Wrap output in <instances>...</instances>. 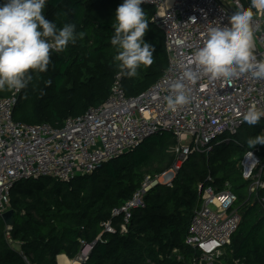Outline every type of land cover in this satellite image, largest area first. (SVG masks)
Here are the masks:
<instances>
[{
	"label": "trees",
	"instance_id": "trees-1",
	"mask_svg": "<svg viewBox=\"0 0 264 264\" xmlns=\"http://www.w3.org/2000/svg\"><path fill=\"white\" fill-rule=\"evenodd\" d=\"M243 1L248 5V0ZM122 2L47 0L43 13L46 19L58 27L74 24L76 43H69L62 52L51 51L47 70L32 73V81L21 90L16 120L61 126L68 117L106 101L120 72L110 40L115 11ZM141 7L148 21L144 40L155 51L150 66L141 65L135 77L123 75L129 96L151 87L168 65L164 33L152 21L155 8L147 4ZM81 32L82 39L78 35ZM13 91L0 90V98L11 96ZM243 130L246 133L242 134ZM260 134H264V120L254 126L244 125L229 143L216 144L209 154H192L179 170L173 187L157 185L148 192L147 207L134 212L126 234L106 233L102 223L112 217L114 207L132 196L147 175L161 173L174 164L175 154L170 149L177 139L158 144L150 158L138 153L134 157L132 154L147 140L159 134L152 135L137 149L122 155L131 157L125 164L112 166L118 157L70 181L47 176L21 179L11 191L15 223L10 237L0 218V264H58L61 253L76 259L82 241L94 243L83 264H190L196 251L185 243V238L200 203V185L221 190L226 182L238 197L234 207L240 224L223 264H264V188L250 193L249 182L243 179L238 166L249 150L244 147L247 140ZM260 149L264 160V146Z\"/></svg>",
	"mask_w": 264,
	"mask_h": 264
},
{
	"label": "built area",
	"instance_id": "built-area-1",
	"mask_svg": "<svg viewBox=\"0 0 264 264\" xmlns=\"http://www.w3.org/2000/svg\"><path fill=\"white\" fill-rule=\"evenodd\" d=\"M248 2L250 6L251 0ZM142 4L155 8L152 21L163 31L168 53L164 73L147 90L127 95L119 72L104 103L68 117L61 126L16 120L21 90L0 98V216L11 209V191L21 179L47 176L70 181L137 149L152 135L172 133L177 139L171 149L174 164L161 173L147 175L132 196L114 207L112 217L102 223L106 233L126 234L134 212L147 207L146 196L153 187H173L192 154H209L216 144L229 143L247 124L242 120L250 105L264 110V80L249 73L231 79L213 77L197 69L191 58L192 50L206 38L209 23L230 25L237 5L247 7L242 0H144ZM253 11L254 52L258 59H264V10ZM185 69L198 73L194 83L182 79ZM176 82L185 85L190 99L173 111L167 108L165 97L172 94L171 86ZM260 152V147L249 149L238 164L250 193L264 188ZM199 189L200 203L191 217L185 243L196 251L190 264H215L239 227L240 216L234 209L238 197L230 182L221 190L202 185ZM262 202L264 206V198ZM6 227L10 237L13 226ZM82 243L85 248L76 258L80 264L88 259L94 244Z\"/></svg>",
	"mask_w": 264,
	"mask_h": 264
},
{
	"label": "clouds",
	"instance_id": "clouds-1",
	"mask_svg": "<svg viewBox=\"0 0 264 264\" xmlns=\"http://www.w3.org/2000/svg\"><path fill=\"white\" fill-rule=\"evenodd\" d=\"M144 0H123L115 11L112 24L114 34L110 43L116 54L114 60L120 72L131 78L141 66L153 63L152 45L144 40L148 30L146 14L141 7ZM47 0H3L0 3V90L20 91L32 81V73H43L50 62V52H62L69 43L75 44L77 34L74 24L58 27L46 19ZM264 10V0H251L250 6L238 4L231 15L230 25L209 23L203 43L191 52L197 69L217 78H235L245 73L264 80V59L254 52L253 10ZM82 39L84 33L78 34ZM198 73L191 69L182 71V79L195 82ZM170 95L165 97L169 110L189 102L185 85L176 82ZM264 118V110L250 105L242 122L249 126ZM249 149L264 145V134L247 140ZM252 156V152L249 151Z\"/></svg>",
	"mask_w": 264,
	"mask_h": 264
},
{
	"label": "rangeland",
	"instance_id": "rangeland-1",
	"mask_svg": "<svg viewBox=\"0 0 264 264\" xmlns=\"http://www.w3.org/2000/svg\"><path fill=\"white\" fill-rule=\"evenodd\" d=\"M243 3H244V1H243ZM245 6H247V5H245ZM243 133H246V131L243 130L242 131V134ZM175 139H176V137L172 133H169V132L160 133L159 135L154 136V137L150 138L149 140H147L146 143H145V145L143 147L139 148L138 151L135 152V153H133L132 155H135L134 157H137L136 153H138L140 156L149 157V155H152L155 152L154 150H156L158 144L163 143V142L164 143L173 142ZM263 146L264 145H256L255 147H261L262 148ZM244 147H246L247 149H249V146L247 144ZM130 158L131 157H129V156H122V157L118 158L116 160V162L112 164V166L119 167V166L125 164L128 161V159H130ZM149 175H152V174H149ZM201 185H203V184H201ZM0 218H1V216H0ZM13 246L16 249L19 248V244L17 242H16V244H13Z\"/></svg>",
	"mask_w": 264,
	"mask_h": 264
},
{
	"label": "crops",
	"instance_id": "crops-1",
	"mask_svg": "<svg viewBox=\"0 0 264 264\" xmlns=\"http://www.w3.org/2000/svg\"><path fill=\"white\" fill-rule=\"evenodd\" d=\"M16 244V243H15ZM18 250H21L20 248V245H19V248H17ZM228 254V248L226 249V252L224 253V255L216 261V264L219 263V264H223V262L225 261L224 260V257ZM76 259H71L69 258L65 253H61L58 255L57 257V262L58 264H71L72 261H75ZM239 261H236V264H238Z\"/></svg>",
	"mask_w": 264,
	"mask_h": 264
},
{
	"label": "water",
	"instance_id": "water-1",
	"mask_svg": "<svg viewBox=\"0 0 264 264\" xmlns=\"http://www.w3.org/2000/svg\"><path fill=\"white\" fill-rule=\"evenodd\" d=\"M234 11H232L233 13ZM14 216H15V213H14V210L13 209H9L8 211H6L5 213H3L1 215V219L4 221V223L8 226H13L14 223H15V220H14ZM85 248V246L82 247V250ZM83 264V263H81Z\"/></svg>",
	"mask_w": 264,
	"mask_h": 264
},
{
	"label": "bare ground",
	"instance_id": "bare-ground-1",
	"mask_svg": "<svg viewBox=\"0 0 264 264\" xmlns=\"http://www.w3.org/2000/svg\"><path fill=\"white\" fill-rule=\"evenodd\" d=\"M71 264H80V262L78 260L72 261Z\"/></svg>",
	"mask_w": 264,
	"mask_h": 264
}]
</instances>
